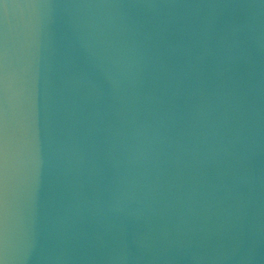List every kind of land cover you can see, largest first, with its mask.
I'll use <instances>...</instances> for the list:
<instances>
[{
    "label": "water",
    "instance_id": "95a60500",
    "mask_svg": "<svg viewBox=\"0 0 264 264\" xmlns=\"http://www.w3.org/2000/svg\"><path fill=\"white\" fill-rule=\"evenodd\" d=\"M0 264H264V0H0Z\"/></svg>",
    "mask_w": 264,
    "mask_h": 264
}]
</instances>
